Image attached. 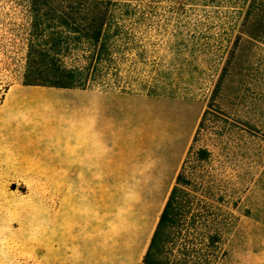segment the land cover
Masks as SVG:
<instances>
[{
  "label": "rangeland",
  "instance_id": "1",
  "mask_svg": "<svg viewBox=\"0 0 264 264\" xmlns=\"http://www.w3.org/2000/svg\"><path fill=\"white\" fill-rule=\"evenodd\" d=\"M238 56L214 105L84 91L108 106L110 155L132 161L134 177L39 176L53 144L73 137L84 96L13 85L0 105V264H143L192 146L207 153L185 176L230 224L221 264H264V47L244 42Z\"/></svg>",
  "mask_w": 264,
  "mask_h": 264
},
{
  "label": "trees",
  "instance_id": "2",
  "mask_svg": "<svg viewBox=\"0 0 264 264\" xmlns=\"http://www.w3.org/2000/svg\"><path fill=\"white\" fill-rule=\"evenodd\" d=\"M244 42L264 47V0H0V105L18 83L214 105ZM206 153L190 149L143 264L225 258L230 224L185 176Z\"/></svg>",
  "mask_w": 264,
  "mask_h": 264
},
{
  "label": "crops",
  "instance_id": "3",
  "mask_svg": "<svg viewBox=\"0 0 264 264\" xmlns=\"http://www.w3.org/2000/svg\"><path fill=\"white\" fill-rule=\"evenodd\" d=\"M82 98L84 105L77 103L70 108L71 118L68 129L73 137L53 144L51 164L39 166L49 178H120L139 176L135 174L132 161H125L110 152L108 106L93 102V93L70 90ZM100 105V106H99ZM58 133V132H57ZM115 146V145H114ZM44 167L48 169H44Z\"/></svg>",
  "mask_w": 264,
  "mask_h": 264
}]
</instances>
